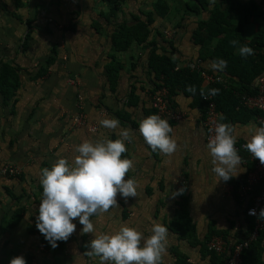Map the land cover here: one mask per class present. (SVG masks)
Masks as SVG:
<instances>
[{
    "label": "crops",
    "instance_id": "0c3cea01",
    "mask_svg": "<svg viewBox=\"0 0 264 264\" xmlns=\"http://www.w3.org/2000/svg\"><path fill=\"white\" fill-rule=\"evenodd\" d=\"M112 1L115 4L0 0V170L9 164L20 171L14 177L0 173V264H10L18 256L26 264H100L99 257L86 254L96 236L113 235L128 226L147 238L156 223L168 228L161 264H228L234 246L255 228V220L247 216L252 196L239 197L253 163L244 151H238L242 163L236 176L225 182L212 171L215 165L204 126L206 107L211 102L216 106L212 96L204 98V113L193 98L182 93L174 97L171 108L183 120L161 117L173 129L170 135L177 142L173 154L153 151L139 132L142 120L159 116L152 106L157 83L152 51L158 56L173 55L182 66L193 63V68L220 75L223 67L211 58L217 42L197 45L192 36L200 21L211 18L214 6L224 10L227 5L207 0L211 6L197 15L195 0ZM238 1L264 8V0ZM149 17L153 25L146 42L129 39L124 47L126 39H115L123 24L132 27ZM231 22L238 26L239 16L233 14ZM263 28L264 23H250L245 35L251 39ZM6 75L11 84L3 85ZM208 84L204 80L203 86ZM245 106L257 113L239 115L231 124L235 147L246 145L264 127L259 120L264 113ZM80 112L86 123L76 125L73 120ZM108 118L120 121L117 129L101 125ZM121 129H131L133 134L121 158L133 162L126 179L137 182L136 197L125 199L118 194L117 206L90 217L93 233H83L77 218L73 220L76 231L60 241L61 251H41L44 243L36 221L43 197L42 169H51L62 158L71 163L78 155L76 148L85 141L119 139ZM181 189L183 193L176 194ZM183 208L194 229L187 237L171 227ZM215 237L226 241L222 255L208 249ZM245 253L247 264H264V228Z\"/></svg>",
    "mask_w": 264,
    "mask_h": 264
},
{
    "label": "clouds",
    "instance_id": "9594fccd",
    "mask_svg": "<svg viewBox=\"0 0 264 264\" xmlns=\"http://www.w3.org/2000/svg\"><path fill=\"white\" fill-rule=\"evenodd\" d=\"M232 43L235 46L238 42ZM239 52L245 57L254 54V50L247 45L241 46ZM226 63L220 61L221 66H226ZM221 119L224 117L221 116ZM100 123L104 128L115 130L120 121L108 118ZM139 132L153 151L170 155L177 150V142L170 135L172 127L157 115L142 120ZM234 132L235 126L220 123L215 128V137L207 144L215 165L212 171L225 182L238 174V166L242 163L235 147ZM119 136L115 141H85L76 148L78 155L71 163L62 158L51 169H42L43 197L36 228L52 248L58 247V241H67L76 231L77 225L73 220L79 218L83 233H93L94 224L90 217L117 206L118 194L125 199L136 197L137 182L126 179L133 162L121 158L127 151L125 142L133 139L132 130L121 129ZM244 147L264 165V127L258 128ZM183 191L181 189L176 194ZM249 214L256 215V212L253 209ZM259 216L264 218V209ZM167 237L168 228L159 223L153 226L152 235L147 238L136 228L124 226L113 235L96 236L86 254L99 257L100 264H161ZM10 264H26V261L18 256Z\"/></svg>",
    "mask_w": 264,
    "mask_h": 264
},
{
    "label": "trees",
    "instance_id": "16d2710c",
    "mask_svg": "<svg viewBox=\"0 0 264 264\" xmlns=\"http://www.w3.org/2000/svg\"><path fill=\"white\" fill-rule=\"evenodd\" d=\"M195 1L198 2L197 9H195L197 15L207 6H211V3L207 0ZM107 2L115 4L112 0H107ZM221 2L223 5H227V8L221 10V6H214L211 18L200 21L197 30L192 36L193 42L197 45H204L213 41L217 42L211 52V58L219 64L220 61L227 62L226 66H222L223 70L220 75L216 76L219 79L218 81L203 86V69L182 66L180 60L173 55L158 56L152 51L150 62L157 80L153 95L165 89L168 92L167 100L169 106L174 107V97L182 93L187 97L193 98V103L203 113L206 107L204 98L212 96L220 113L219 124L227 123L231 125L239 119L237 118L239 115L250 117L257 113L246 108L243 98L257 94V82L264 73V28L259 29L249 39L245 35V26L250 23H264V8L255 2L246 4H242L238 0H221ZM163 6L165 7V5ZM233 14L239 16L238 26H234L231 22ZM152 25L153 20L150 17L147 21H139L132 27L123 24L119 27L115 39H126L124 47L129 45V39H137L141 43L146 42L150 37V27ZM233 41L238 43L234 46ZM243 45L251 47L254 50V54L247 57L241 56L239 48ZM3 78V85H8L10 83L8 76L6 75ZM14 84H16V81ZM154 111L156 110L154 109ZM221 116L224 117L223 120ZM245 153L247 155V152ZM260 219L264 220V218ZM171 227L175 232L181 234L182 237L191 235V231L194 229L191 226L185 208L172 221ZM38 233L47 250L61 251L63 249L62 242L58 241V247L52 248L39 230ZM260 233L261 230L257 240L260 237ZM245 252L243 253V262L247 264L246 260H244V258L246 259Z\"/></svg>",
    "mask_w": 264,
    "mask_h": 264
},
{
    "label": "built area",
    "instance_id": "2783aa9c",
    "mask_svg": "<svg viewBox=\"0 0 264 264\" xmlns=\"http://www.w3.org/2000/svg\"><path fill=\"white\" fill-rule=\"evenodd\" d=\"M187 66L193 67V65L189 64H187ZM202 77L209 84L219 80L216 76L209 75L205 72H202ZM167 98L168 92L166 90H162L159 93L152 95V106L156 110V113L160 117H171L173 120H183V116L175 113V111L169 106ZM79 100L82 101V98L80 97ZM243 102L249 108L257 109L264 113V73L257 82V94L255 96L244 97ZM259 120L261 123H264V116H261ZM73 121L76 125H83L86 123V116L80 112ZM218 124L219 115L216 111L215 104L211 102L206 107L204 118V126L207 129L209 142L215 137V128ZM92 130H95V127H93ZM244 146L245 144L237 145L236 149L237 151L247 152L248 158L253 163V168L247 174L246 182L239 191V197L246 199V197H249L250 195L252 196V205L247 209V216L255 220V228L246 240L237 243L234 246L228 258V264H244L243 253L251 247L254 241L257 240L259 231L264 228V222L259 217L260 210L264 208V165H262L258 159H255V157L247 151ZM0 173L3 177H14L20 174V171L14 166L8 164L1 168ZM258 189V194H255ZM253 209L255 210L256 215L249 214L250 210ZM44 249L45 247L41 245V251H44ZM208 249L216 255H222L227 250L226 241L222 237H215L209 242Z\"/></svg>",
    "mask_w": 264,
    "mask_h": 264
}]
</instances>
